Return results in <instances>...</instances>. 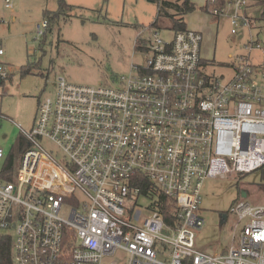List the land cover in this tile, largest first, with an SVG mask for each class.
<instances>
[{
	"label": "built area",
	"instance_id": "built-area-1",
	"mask_svg": "<svg viewBox=\"0 0 264 264\" xmlns=\"http://www.w3.org/2000/svg\"><path fill=\"white\" fill-rule=\"evenodd\" d=\"M262 2L206 3L235 34L250 30L246 9ZM47 28L46 19L36 24L37 37ZM146 30L135 43L142 64L113 76L112 86L58 78L54 98L21 130L26 148L16 173L0 172V264H264V204L230 208L243 226L222 253L194 244L203 180L264 168V67L243 57L223 81L204 72L200 33L172 31L165 42L157 28ZM9 77L0 59V84ZM140 178L150 184L146 193ZM116 253L122 257L106 261Z\"/></svg>",
	"mask_w": 264,
	"mask_h": 264
},
{
	"label": "rangeland",
	"instance_id": "rangeland-1",
	"mask_svg": "<svg viewBox=\"0 0 264 264\" xmlns=\"http://www.w3.org/2000/svg\"><path fill=\"white\" fill-rule=\"evenodd\" d=\"M195 10L185 16V29L202 36L200 56L207 67L204 72L227 81L231 66L249 56L254 66L264 67V2L252 4L246 15L252 27L239 26L231 34L227 17L212 18L205 10L207 0H190ZM59 0H11L13 9L0 2V59L10 71L9 80L0 85V172L12 152H17L22 131L33 127L39 104L53 99L58 78L87 85L112 86L115 75L127 76L129 64H142L144 54L134 50L133 41L146 40L147 28L152 29L157 5L149 0H64L66 10L61 20L46 38L37 37L36 24L43 12L56 11ZM225 14L227 11L225 10ZM170 22L160 18L157 28L165 42L173 39ZM58 28L60 30H58ZM255 42L260 49L248 54L245 47ZM134 50V51H133ZM25 69H29L28 73ZM22 130V131H21ZM25 142V141H24ZM46 149L56 153L55 146L43 141ZM26 148V144H25ZM13 175L20 157L15 155ZM242 193L245 197H242ZM264 204V168L245 175H224L206 178L202 182L198 216L203 226L195 232V248L207 254H219L232 243L242 228L229 214L238 201ZM143 207L148 200L139 199ZM69 206H63L60 216L68 217ZM237 224V228L234 226ZM116 253L106 261L121 258Z\"/></svg>",
	"mask_w": 264,
	"mask_h": 264
},
{
	"label": "trees",
	"instance_id": "trees-1",
	"mask_svg": "<svg viewBox=\"0 0 264 264\" xmlns=\"http://www.w3.org/2000/svg\"><path fill=\"white\" fill-rule=\"evenodd\" d=\"M149 1L154 2L157 5V16L155 18L154 23L151 25L152 28H155L157 26V22L160 18H164L170 22L169 29L171 31H184L185 16L191 14L195 10V6L194 4H192L190 0H149ZM72 8L73 6L66 4L64 0H59L58 9L56 11L45 10L43 12V18L46 19L48 22V28L45 31L44 35L42 36L43 40L46 38L47 33L51 32L53 27L57 25L59 20H61L64 12L66 10L71 11ZM204 9L205 10L208 9L207 3ZM58 30L60 29L58 28ZM138 46H136V48ZM29 71H30L29 69H25L26 73H28ZM2 117L4 118V115L0 113V119H2ZM24 149H25V142L23 141L22 138H20L17 152H12L9 155V159L6 160V164L3 167V172L6 173V175H10V173H12V171L14 170V163H15L14 161L16 158L15 155L20 157ZM139 187L142 193H146V191L151 188L150 184L143 178H140Z\"/></svg>",
	"mask_w": 264,
	"mask_h": 264
},
{
	"label": "crops",
	"instance_id": "crops-1",
	"mask_svg": "<svg viewBox=\"0 0 264 264\" xmlns=\"http://www.w3.org/2000/svg\"><path fill=\"white\" fill-rule=\"evenodd\" d=\"M133 48H136L134 41H133ZM134 50H136V49H134ZM129 66H130V64L128 65L127 70L129 69Z\"/></svg>",
	"mask_w": 264,
	"mask_h": 264
},
{
	"label": "water",
	"instance_id": "water-1",
	"mask_svg": "<svg viewBox=\"0 0 264 264\" xmlns=\"http://www.w3.org/2000/svg\"><path fill=\"white\" fill-rule=\"evenodd\" d=\"M242 197H245V194L244 193H242Z\"/></svg>",
	"mask_w": 264,
	"mask_h": 264
}]
</instances>
